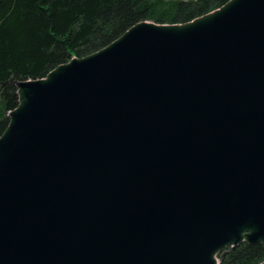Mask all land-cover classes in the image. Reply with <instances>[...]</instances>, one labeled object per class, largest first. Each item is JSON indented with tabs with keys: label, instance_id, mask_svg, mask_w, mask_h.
I'll return each mask as SVG.
<instances>
[{
	"label": "water",
	"instance_id": "obj_1",
	"mask_svg": "<svg viewBox=\"0 0 264 264\" xmlns=\"http://www.w3.org/2000/svg\"><path fill=\"white\" fill-rule=\"evenodd\" d=\"M10 81L0 264H222L264 246V0L141 21Z\"/></svg>",
	"mask_w": 264,
	"mask_h": 264
},
{
	"label": "trees",
	"instance_id": "obj_2",
	"mask_svg": "<svg viewBox=\"0 0 264 264\" xmlns=\"http://www.w3.org/2000/svg\"><path fill=\"white\" fill-rule=\"evenodd\" d=\"M229 0H0V136L18 106L14 78L45 77L71 56L92 54L134 24L184 23ZM222 264H259L261 243L219 253Z\"/></svg>",
	"mask_w": 264,
	"mask_h": 264
}]
</instances>
